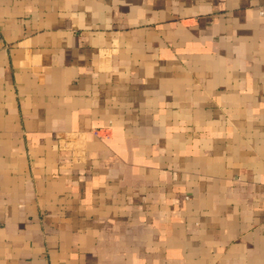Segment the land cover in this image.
Listing matches in <instances>:
<instances>
[{
    "label": "crops",
    "instance_id": "crops-1",
    "mask_svg": "<svg viewBox=\"0 0 264 264\" xmlns=\"http://www.w3.org/2000/svg\"><path fill=\"white\" fill-rule=\"evenodd\" d=\"M0 264H264V0H0Z\"/></svg>",
    "mask_w": 264,
    "mask_h": 264
}]
</instances>
